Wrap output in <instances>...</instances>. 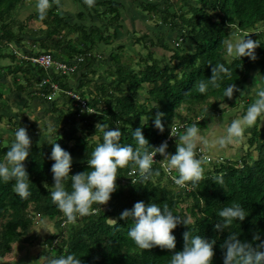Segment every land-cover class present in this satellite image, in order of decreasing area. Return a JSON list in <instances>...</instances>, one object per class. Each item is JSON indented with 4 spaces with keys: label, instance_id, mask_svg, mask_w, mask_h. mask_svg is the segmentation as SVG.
<instances>
[{
    "label": "trees",
    "instance_id": "1",
    "mask_svg": "<svg viewBox=\"0 0 264 264\" xmlns=\"http://www.w3.org/2000/svg\"><path fill=\"white\" fill-rule=\"evenodd\" d=\"M24 1L0 0V84L7 86L0 87V159L5 158L18 126H25L30 136L37 134L36 121L29 118L35 107L48 112L53 122H43L49 135L41 144L32 142L24 161L30 176V194L21 198L13 188V180H0V259L11 253L14 245L29 246L37 241L38 245L48 248L50 256L75 253L85 264H168L173 252L182 250L183 233L189 230L192 234L215 239L213 264H224L222 245L230 232L240 233L239 238L253 246L264 240V127L254 126L244 142L247 146L238 143L240 155L224 156L219 162L210 152L211 161L205 162L196 152L201 148L196 144L195 155L201 158L204 172L195 183L186 181L183 187L173 181V176L178 175L176 170H165L167 160L160 153L155 154L157 159L147 179H142L138 165L129 161L118 167L117 189L104 207L95 203L92 206L95 211L77 214L74 221H68L51 199L53 161L48 143L51 136L70 151L73 157L71 173L90 170L87 159L103 139V129L96 128L98 122L119 127L121 143H131L141 151L147 148L151 152L153 145L164 142L170 127L176 124L172 116L177 114L178 118L183 110L188 116L186 123L175 137L166 140V151L174 153L179 137L190 126L195 124L197 129L202 128L209 114L222 113L225 107L219 109L220 106L236 105L253 68L264 76V0H179L178 11L173 13L168 12L167 0H139L141 21L146 14L147 18L158 20L154 28L159 29L161 21L169 27L168 31L160 32L161 35L151 32L150 35L145 32L147 29L141 28L142 35L134 41L143 43L146 56L133 52L138 69L132 68L136 67L132 62L121 64L117 53L112 52L109 55L111 63L97 75L106 83L94 84L93 90H88L87 86L94 81L98 70L95 51L101 44L110 46L116 38L117 29L121 28V3L104 0L86 4V13L77 14L81 24L70 26L59 14V3L55 7L49 4L44 15L38 10L15 22L14 11ZM164 2L162 12L160 7ZM98 5L105 10H97ZM86 15L96 18L99 24L84 25L82 21ZM31 19L38 20L44 28H29L27 23ZM113 22L115 27L109 34ZM260 27L263 28L258 30ZM71 32L76 35L75 44L67 40ZM170 32H175L179 38L170 41L171 37H166ZM248 34L259 41L256 58L236 55L230 60L225 58L227 40ZM156 46L160 52L171 53L166 62L153 58L151 48ZM45 53L50 54L54 62L71 63V59L79 56L82 59L72 72L61 73L54 65L45 69L30 60ZM217 63L225 64L230 74L221 73L218 87L209 83L201 92L199 82L209 79L211 66ZM76 80H79L77 84ZM229 84L237 86L231 97L224 91ZM55 93L57 97L53 96ZM11 101L16 104L15 112ZM157 112L163 113V130L153 123ZM138 126L149 140L148 145H139L133 136ZM65 186L71 190L70 176ZM137 200L167 204L187 221V225L181 223L172 230L176 237L175 249L159 245L141 248L128 235L134 221L131 217L121 219L119 213L131 208ZM234 203L241 204L247 216L243 221L234 218L222 229H215L213 225L224 220L219 210ZM183 204L187 205L183 208ZM37 217L57 226L44 240H38L32 233L38 223ZM257 232L260 237L254 239Z\"/></svg>",
    "mask_w": 264,
    "mask_h": 264
},
{
    "label": "clouds",
    "instance_id": "2",
    "mask_svg": "<svg viewBox=\"0 0 264 264\" xmlns=\"http://www.w3.org/2000/svg\"><path fill=\"white\" fill-rule=\"evenodd\" d=\"M49 6V0H37L36 7L41 15ZM259 41L251 35L243 36L237 40L227 42V52L239 57L256 58L255 49ZM211 76L207 81L199 82V90L205 91L209 83L218 87V78L221 73L230 74V69L223 63L211 66ZM235 84H229L225 89V95L231 97ZM256 99L247 108L245 115L232 121L229 128L231 134L241 136L245 125L252 124L257 118L264 121V87L256 89ZM157 112L154 115V125L163 130L161 116ZM103 129V139L95 145L87 165L90 170H83L71 173L73 157L67 149L63 148L58 140L48 137L51 145L50 159L51 172L53 176V188L50 192L52 201L65 214L68 221H74L77 214L86 215L95 209V203L100 205L107 203L111 195L117 189V169L134 161L139 168L141 178L147 179L152 174V165L156 153L162 154L167 160L169 169H176L178 175L174 178L177 185L185 186L186 181L195 183L204 172L202 160L195 155L197 140L200 137L197 126L193 124L186 133L180 137L181 143L176 145V151L167 152V141L158 146L153 145V151L147 148L141 151L131 143H121V129L119 127H108L105 124L97 123L96 128ZM137 143L141 146L150 142L144 135L142 127L138 126L133 131ZM13 141L8 148L5 158L0 159V180H13V188L21 197L30 194V176L24 161L29 156L31 149V137L25 126H18L13 132ZM202 148V147H201ZM203 149V148H202ZM206 155L209 152L203 149ZM222 160V157H216ZM71 178V190L65 186V181ZM47 185V182L44 183ZM223 221L216 222L213 227L222 229L230 224L235 218L243 221L247 216L246 209L239 203L227 205L219 210ZM121 219L131 217L134 221L128 230V235L141 248L151 249L159 245L167 249L176 248V237L172 231L178 224L187 225V221L175 214L167 204L156 202L146 203L144 200H137L131 208H125L119 213ZM240 233L230 232L223 241L224 264H264V240L253 246L247 240L239 238ZM260 233L254 234V239H259ZM184 246L182 250L173 252L168 264H213L215 254V239H208L204 235L192 234L189 230L183 233ZM40 264H85L75 253H68L59 256H40Z\"/></svg>",
    "mask_w": 264,
    "mask_h": 264
},
{
    "label": "rangeland",
    "instance_id": "3",
    "mask_svg": "<svg viewBox=\"0 0 264 264\" xmlns=\"http://www.w3.org/2000/svg\"><path fill=\"white\" fill-rule=\"evenodd\" d=\"M82 1L86 2V0H55L54 2H49V4L50 5L53 4V6L55 7L59 3L60 7L58 8V11H59V14L63 17L65 23H68L69 25L70 24L80 25L81 21L77 18V14H78L77 12L79 10H82L85 12V10H86L85 5L93 2V1L90 3L86 2L84 4ZM88 1H90V0H88ZM120 1L123 2V5H121L119 7V11H120V13H122L121 28L117 29V36H116V38L113 39V42L111 43L110 46L101 44L98 46L99 48L95 51V57L98 58L96 60L99 61L98 64L96 62L98 70L96 71V75L93 77V80L95 82L93 81L92 83H89V85L87 86L89 88L88 90H93V85L96 83H98V84L99 83H106L105 79H98L97 75L101 74L105 70L106 65H109L111 63V60H109V55L112 52L117 53L118 59H119L121 64L132 62V64L136 65V58H134L133 52H141L143 57L146 56V51L144 49L143 43H136V41H134V38H138L139 36L142 35L141 33H139V30L141 28L147 29V30H145V32H148L150 35H151V32L152 33H158L159 35H161L160 32L164 33V31H166V30L168 31V29H169V27L167 25H164L163 22L161 23V21H160L161 27L159 29L154 28V25H155V23L158 22V20L156 18L152 19L151 17L147 18L146 14H145V18H143L141 21L142 17L140 18V12H139L141 8H139V6H138L139 0H120ZM156 1L162 2L161 0H156ZM167 1L170 4V7L168 8V12L173 13V12L178 11V7L181 4V2L179 0H167ZM166 2H164L160 7L162 12H164V7L166 5ZM36 4H37V0H25L23 2V4L20 5V8H18L16 11H14V14H15L14 18H16L15 22L16 21L19 22L21 20H24L30 13H32L34 11H38ZM136 9H138V11L136 14H134V11ZM97 10H105V7L98 5ZM82 23L86 26L99 24V22L97 21L96 18L90 19L88 16H86V19L83 20ZM27 25L29 28H35V29L36 28L37 29L44 28V26L36 19H31V21H29L27 23ZM70 26H73V25H70ZM114 27H115V23L113 22L110 24V28L108 29L109 34L112 33V31L114 30ZM261 28H263V27H260L258 30H260ZM64 31H66V29ZM135 31H136V33H135ZM170 36H171L170 41H172V40L175 41L176 39L179 38L177 36H174L173 32H170ZM241 37L242 36H236L235 38H233L231 40L230 39L227 40V42H229V41L234 42L235 40H237ZM75 38H76V35H74V32L68 33L67 40L70 39L69 42L71 44H75V42H74ZM119 47H122V49H119ZM127 47H129V49H127ZM226 48H227V43H226ZM102 51H103V54L101 53ZM151 51L153 52V54H152L153 58H156L158 60H164L165 62L168 60V54L169 53L167 51L160 52V50H158L157 46L152 47ZM233 55L234 54H229L227 52L224 55V57L228 58V60H230V57ZM79 57H82V56H79ZM79 57L71 59V61L76 62V64H77L80 61L78 59ZM104 57L107 59V61H105V62H103ZM132 68L136 70V69H138V66L137 65H136V67L132 66ZM78 81L79 80H76L75 84H77ZM1 85H3L4 87H7L6 84H4V83L0 84V87H2ZM57 94L58 93H55V94H53V96L55 95L54 97H57L58 96ZM72 96H74V95L72 94ZM248 98H251V95H249ZM139 103H140V101H139ZM238 103H239V101H237L236 106H229L227 104H224V107L229 106L230 113H228L226 111H222V113L219 114L220 116L215 115L214 113L209 114V116L205 120L206 124H204L203 127L201 128V133H203L205 131L207 133H209L211 130L210 126L216 127V125H214V124H218L220 126V128L223 129V132L228 134L229 130H228V132L226 130L227 129V125H226L227 122L225 121V118L228 116L240 114L241 110L244 109L245 106H247V104H242V103L238 104ZM12 111L15 112L14 107H12ZM35 113L39 114V109H35ZM179 114H180V116H178V118H177V114L173 115L172 121H174L175 123H178V124L186 123L188 116H186L185 111L181 110L179 112ZM29 118L31 121H33V120L36 121L33 118V116L29 115ZM207 120H208V122H207ZM36 130H37L38 135L42 136V134H44L45 137L48 136L49 132H50L49 130L45 131L42 121H39V122L36 121ZM3 137L5 138L6 135L4 134ZM180 137H179V139H180ZM207 138L210 139V138H212V136H207ZM234 139H235L234 143H232L230 141V139H227L226 136H223L222 138H220L218 136L216 138V140H214L212 150L216 151V150H221L222 148L225 149V147H229L230 145H231V147H233L234 145H236V142H237V140L240 139V137L237 136ZM244 139L245 138H243V140ZM204 141L206 142L205 138H204ZM204 141L201 140V142H200L201 146L204 145V143H205ZM226 141H230L231 144L226 142ZM181 142L182 141L179 140V143H181ZM244 144L246 145V143H244ZM209 147H211V146H209ZM165 169H167V171L168 170H176V169H169L167 165H166ZM173 174L176 175L175 172H173ZM174 178H175V176H173V181H174ZM186 205L187 204H183V205H181V207L184 208ZM102 207H104V204H102ZM36 219H38V217ZM56 229H57V226L54 225L52 222L42 220V218H41V219H38V223L33 227L32 233L37 236L38 240H44V238H46L49 233H54ZM63 231L65 232L66 228L63 227ZM20 245H22V246H20ZM20 245H14L11 253L7 254L5 257L0 259V264H40V260H39L40 256H42V257L43 256H50L47 253L48 248L41 246V245H38L37 241L33 242L32 245H29V246L25 245V244H20Z\"/></svg>",
    "mask_w": 264,
    "mask_h": 264
},
{
    "label": "crops",
    "instance_id": "4",
    "mask_svg": "<svg viewBox=\"0 0 264 264\" xmlns=\"http://www.w3.org/2000/svg\"><path fill=\"white\" fill-rule=\"evenodd\" d=\"M92 1L93 2H102L104 0H90V1L86 0V2H88V3L92 2ZM115 1L120 2L121 5H123V2L122 1H120V0H115ZM137 11H138V9H136L134 11V14H136ZM79 12H84V11L79 10L77 13H79ZM84 13H86V12H84ZM121 15H122V13H121ZM168 36H170V33H167L166 34V37H168ZM183 43H185V42H183ZM170 55H171V53L168 54V57H170ZM259 87H264V76L259 72V70L257 68H253L251 70L248 78H247L246 83L242 86V88L240 90V93H239L240 96H239V100H238L239 103L238 104H240V103L247 104V106H245L244 109L241 110V113L240 114L228 116V117L225 118V121L227 122V124H226L227 125V129H226L227 132H228L230 126H231L232 121L235 120V119H238V118L243 117L245 115L246 111H247L248 106L255 101V99H256V95H255L256 89L259 88ZM249 95H251V98H248ZM13 100H14V98H13ZM10 105L15 108V105L16 104L13 101H11ZM223 107L224 106H220L219 109H221ZM35 109H39V114H36L35 113ZM35 109H34V113L32 115H33V118L37 122H39V121H42V122L46 121L49 124H51L53 122V119L48 116L49 115L48 112H44V110H41L38 107H35ZM15 110H16V108H15ZM223 111H226V112L230 113V108L225 107ZM220 113L221 112L219 111L218 113H215V115H219ZM35 124H36V122H35ZM214 125H216V127L210 126L211 127V130H210L209 133H207L206 131L203 132V133H201V128H198L197 129V131L200 134V137L197 140V143L196 144H198L199 146H201L200 145V142H201V140L204 141V138H205L206 139V142L204 141L205 143L201 147L202 148H205L208 152H210V154L212 153V155H216L215 157L229 156V157L232 158V157H236V156H238V155L241 154V147L238 148V143H244L245 141H247V138L249 137V134L252 132L254 126H257L258 128L264 127V121H262L259 118H257L252 124L245 125L244 128H243V132H242L241 136H238V137H240V139L237 140V142H236V145L235 146H237V148L235 146L231 147V145H230L229 147H225V149L222 148L221 150H216V151H213L212 150V146H213L212 143H214V140H216V138L218 136L220 138H222L223 136H226L227 139H230V141L232 143H234V140H235L234 138L237 137V135L231 134L230 132H228V134H226V133L223 132V129L220 128V126L218 124H214ZM207 136H212V138L208 139ZM30 137H31V141L34 142V143H37V144L43 143V141L45 139V135L44 134H42V136L36 134V135L30 136ZM243 138H245V139L243 140ZM230 141H226V142H228V143L231 144ZM209 145L211 147H209Z\"/></svg>",
    "mask_w": 264,
    "mask_h": 264
},
{
    "label": "built area",
    "instance_id": "5",
    "mask_svg": "<svg viewBox=\"0 0 264 264\" xmlns=\"http://www.w3.org/2000/svg\"><path fill=\"white\" fill-rule=\"evenodd\" d=\"M79 60L82 59V57H79L78 58ZM30 60L34 63H37L39 66H41L42 68H48L50 67L51 65H54L57 69L60 70L61 73H69V72H72L75 68L74 65H76V62H71V63H64V62H54L52 60V57L50 54H40L36 57H31ZM78 62V61H77ZM74 64V65H73ZM53 88L55 89V85H53ZM75 97L77 100H78V97L76 96H73ZM81 105H84V103L82 101H80ZM182 128V124H174L170 127V130H169V134L168 136L166 137L165 141L166 140H169L173 137H175L177 135V132L179 131V129ZM199 155L202 156V158L205 160V162H210L211 161V157H209L208 155H206L205 151L202 149V148H198L197 151H196ZM157 157L156 155L154 156V162L156 161ZM218 162L220 160H217ZM165 167H166V164H164ZM167 171V169H165ZM169 171V170H168Z\"/></svg>",
    "mask_w": 264,
    "mask_h": 264
}]
</instances>
